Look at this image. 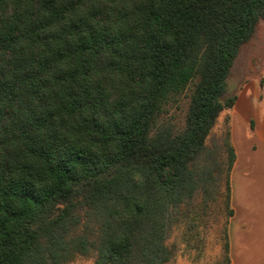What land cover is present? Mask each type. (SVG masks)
<instances>
[{
  "label": "trees",
  "instance_id": "obj_1",
  "mask_svg": "<svg viewBox=\"0 0 264 264\" xmlns=\"http://www.w3.org/2000/svg\"><path fill=\"white\" fill-rule=\"evenodd\" d=\"M262 20L264 0H0V264H166L173 229L198 247L220 215L229 264L213 130Z\"/></svg>",
  "mask_w": 264,
  "mask_h": 264
},
{
  "label": "crops",
  "instance_id": "obj_2",
  "mask_svg": "<svg viewBox=\"0 0 264 264\" xmlns=\"http://www.w3.org/2000/svg\"><path fill=\"white\" fill-rule=\"evenodd\" d=\"M240 91L234 105L228 109L230 139L235 151L229 176L230 205L233 210L228 222L229 264H239L237 261L242 259V253L249 250L264 254L261 245L264 240V80L258 86L255 82H247ZM244 130H247V135L240 133ZM237 171L238 180L235 181ZM236 197L239 206L242 205L240 215L235 206ZM251 217L261 222L259 232L250 233ZM235 226L244 229V235H250L251 246L237 245L239 235H243ZM236 253L240 254L238 260Z\"/></svg>",
  "mask_w": 264,
  "mask_h": 264
},
{
  "label": "rangeland",
  "instance_id": "obj_3",
  "mask_svg": "<svg viewBox=\"0 0 264 264\" xmlns=\"http://www.w3.org/2000/svg\"><path fill=\"white\" fill-rule=\"evenodd\" d=\"M264 20L259 23V30L255 37L251 38L247 43L241 46L227 77V93L238 95L241 91L240 89L245 86L247 82H255L256 85L261 84L264 80ZM229 118L228 110L222 112L218 118L217 124L214 127V132L219 133L224 128V121ZM248 130V129H247ZM247 130L241 131L240 133L247 135ZM238 171L235 176V181L238 180ZM236 183V182H235ZM237 184V183H236ZM235 206L238 215H240V209L242 205L238 204L237 197L235 198ZM247 204H245V207ZM252 207L255 208V205ZM250 218L251 230L253 232L260 231L258 220ZM223 216L220 215L217 221L211 220L208 227L200 232L201 246L188 248L185 247L181 241V229L176 228L170 234V241L175 244L174 255L172 259L166 264H214L217 260L222 257L221 246L223 243V238L221 234ZM235 224V222H234ZM241 235L237 242L239 246H251L248 234L244 235V229H239ZM263 244L264 247V240ZM240 254L236 253V260ZM259 261V262H258ZM239 264H259L260 262L264 264V254L253 253L249 250L247 253H242V259L240 258L237 263ZM70 264H94V254L87 257H77Z\"/></svg>",
  "mask_w": 264,
  "mask_h": 264
},
{
  "label": "clouds",
  "instance_id": "obj_4",
  "mask_svg": "<svg viewBox=\"0 0 264 264\" xmlns=\"http://www.w3.org/2000/svg\"><path fill=\"white\" fill-rule=\"evenodd\" d=\"M103 3H111L112 0H102ZM55 43V42H54ZM66 66V65H65ZM50 75V74H49ZM113 148H115V145H112Z\"/></svg>",
  "mask_w": 264,
  "mask_h": 264
}]
</instances>
